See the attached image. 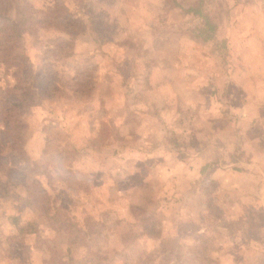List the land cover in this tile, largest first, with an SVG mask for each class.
I'll return each instance as SVG.
<instances>
[{"label": "rangeland", "instance_id": "obj_1", "mask_svg": "<svg viewBox=\"0 0 264 264\" xmlns=\"http://www.w3.org/2000/svg\"><path fill=\"white\" fill-rule=\"evenodd\" d=\"M57 4L73 29L25 23L21 7ZM0 14L28 28L12 48L0 33V93L20 106L0 117V264H264V0ZM15 215L40 233L14 235Z\"/></svg>", "mask_w": 264, "mask_h": 264}, {"label": "trees", "instance_id": "obj_2", "mask_svg": "<svg viewBox=\"0 0 264 264\" xmlns=\"http://www.w3.org/2000/svg\"><path fill=\"white\" fill-rule=\"evenodd\" d=\"M61 5V4H59ZM198 6V5H197ZM58 4L56 6L55 9L49 8L47 7L46 13L44 14V19H38L37 18H33V9L31 10V7H28L29 13L27 12V9L21 7V11H22V15H24L26 17V21L25 23H31L33 25H41V26H46L48 23H54L58 17V15L62 14V12L60 11V14L58 13L59 8H58ZM62 8V7H60ZM187 11L192 12L194 14H199V16H201V18L203 19V27L199 28L200 34L199 37H201L202 41L207 42L209 40H211L213 38L212 32L215 30V27L210 23V18L207 16L205 17L203 15V13L200 11L199 7H190L187 9ZM32 14V16H31ZM1 15V14H0ZM2 18V15L0 16ZM62 17V18H61ZM23 19L21 18L19 21L17 20H13L11 22H9L8 24H6L5 21H3V24H1L0 27V33H3L4 35H10V37H8V39H5L6 42H9L8 44H3L2 47H6V48H12L13 47V36L17 37L19 36L23 31H25L26 29V24L23 23ZM24 25V27H23ZM62 25V28L64 29H73V26L76 25V21L67 13L64 12V15H60V22L58 23V26ZM30 33V31H28ZM14 34V35H13ZM72 43L67 41V40H63L61 38H57L56 41H54L53 43L50 42L48 44V46L51 48H54V50H58V52H64V51H68L69 48H71ZM53 51V50H52ZM36 72H40V71H36ZM37 77L41 78L43 81V85L41 86V91L43 89H46L47 85L49 83H51L50 79L44 78L42 77V75H40L39 73H37ZM6 92H10L11 96H9L8 98V94L6 93L5 95H1L0 93V117H3L5 119V122L1 121V127L3 129H6V131L8 130V125L9 122H7L9 120V118H11V114L16 110L18 104L16 103V96L14 95L16 92V89L11 87L8 88V90ZM39 95H42V92H38ZM46 98H49L48 96ZM20 107V106H18ZM0 133L2 134L1 130ZM12 140V139H11ZM13 142V140H12ZM33 204H36V201H33ZM7 220L10 221V224L14 226V231L15 234L14 235H28V234H37L40 233L38 232L39 230H37V226H34V223L32 221H28L25 224L21 223L19 216H12V217H7ZM24 224V225H22ZM36 228V229H35ZM14 235H11V238H14ZM58 261H61L58 259Z\"/></svg>", "mask_w": 264, "mask_h": 264}]
</instances>
